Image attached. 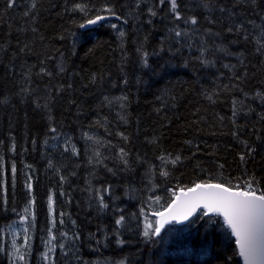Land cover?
<instances>
[{"label":"trees","instance_id":"16d2710c","mask_svg":"<svg viewBox=\"0 0 264 264\" xmlns=\"http://www.w3.org/2000/svg\"><path fill=\"white\" fill-rule=\"evenodd\" d=\"M80 1L17 0L9 8L0 0V264H12L3 228L25 208L32 245L46 240L53 218L58 239L70 230L82 245L78 258L64 263L57 252L43 263L24 240L20 264H242L219 216L200 214L169 238L144 231L152 197L168 203L173 190L194 183L242 187L250 178L264 191V50L254 39L264 12L249 17L261 0H177L182 17L198 21L179 43L167 36L185 23L157 5L156 16L145 11L132 26L124 22L137 14L126 10L129 0ZM93 1L104 5L83 16ZM97 15L111 20L89 28ZM117 20L124 37L111 27ZM139 232L154 248L145 257L128 241Z\"/></svg>","mask_w":264,"mask_h":264},{"label":"snow or ice","instance_id":"6c2138e0","mask_svg":"<svg viewBox=\"0 0 264 264\" xmlns=\"http://www.w3.org/2000/svg\"><path fill=\"white\" fill-rule=\"evenodd\" d=\"M17 3V0H8L7 6L9 8L14 7ZM159 5L168 6V10L172 13L175 20H182L185 24L196 25L198 23L196 17H191L189 19H184L181 13L178 11L180 5L177 0H158ZM32 8H35L36 5L33 2L31 4ZM136 7L139 8L140 4L137 2ZM207 7V5H205ZM77 9L84 11L83 7L80 5L76 6ZM75 10V9H74ZM108 11L111 12V9ZM220 11H225L224 8H220ZM150 16L154 17L157 15V12L153 8L148 9ZM25 16L29 15L26 11ZM105 19L104 16L97 15L94 19H89L88 24H96L98 21ZM116 19H121L119 16ZM127 23V21H124ZM150 22V21H149ZM251 23V22H250ZM84 27V25H81ZM112 28H117L116 24L111 25ZM242 25H237V28H242ZM177 38V43L180 42V38L188 35L187 32L182 31L179 25H176L174 28L170 29ZM229 32H232L231 27L228 28ZM124 31L119 32L120 37H124ZM247 39V36H245ZM256 44L258 45L257 51L264 50V25L260 26L259 36L254 37ZM147 52H143V62L147 66ZM203 52L201 53V62L207 64L208 61L203 60ZM63 69H61L62 71ZM43 72L44 70L41 69ZM51 75V73H47ZM127 81H125L126 83ZM259 95V94H258ZM210 98V97H209ZM121 99H126L122 97ZM123 106V105H121ZM236 115L235 110L233 111V116ZM51 131L55 132L56 129L52 128ZM127 139V137H124ZM92 139V137H88ZM67 151V149H65ZM73 152L75 148L73 146ZM99 156V152L96 153ZM122 158L126 153L121 149ZM241 160L244 159L243 156L240 157ZM180 159L179 156L175 160L171 161L173 164ZM160 160L164 163H167L166 157L161 156ZM13 174L15 173V166L12 167ZM162 176H167L166 171L160 173ZM256 183L253 179H248L244 182L243 186L237 184L233 186L230 182L217 181V182H202L194 183L192 187L187 189L181 188L179 195L176 192L172 193V200L168 205L165 211H160L154 213L160 217L159 220L155 222V226L152 224L145 225L144 236L148 237L150 234L159 236L161 230L165 224L170 223L171 221H176L177 223H183L187 221L191 216H193L197 209H203L201 216H219L223 218L224 226L230 230L231 235L235 237V243L238 248L239 256L243 258L244 264H264V191H258L254 187ZM31 185H29V188ZM104 192H108L109 189H104ZM160 196L155 197V201L159 202ZM100 206L102 208H107V203L104 202V195H99ZM50 211L52 208V198H49ZM25 213H28V209H24ZM63 214H61L62 216ZM22 222H27V216L21 218ZM124 217L121 216L116 220V224L119 226L122 224ZM55 218H53V227H55ZM60 223H63L61 219ZM73 223H75L73 221ZM25 234L27 229L24 230ZM63 236H67V233H61ZM78 239L79 237H75ZM56 237L53 235L51 229L49 230V241L48 244L52 245V241ZM122 243V241H119ZM25 246H27V236H25L24 241ZM14 252L13 255L16 256L17 260H24L25 256L20 253V249L16 246L15 242L12 245ZM59 247L63 248L64 245L61 244ZM53 251V247L48 248V252L44 253V259L48 260V253ZM18 254V255H17Z\"/></svg>","mask_w":264,"mask_h":264},{"label":"rangeland","instance_id":"374dc122","mask_svg":"<svg viewBox=\"0 0 264 264\" xmlns=\"http://www.w3.org/2000/svg\"><path fill=\"white\" fill-rule=\"evenodd\" d=\"M205 1L211 2L213 0H205ZM219 1L225 2L227 4L230 3V0H219ZM232 1L236 2L237 0H232ZM79 2H80L81 6H84L83 2H81L80 0H79ZM137 2H139V4H140L139 8L136 7ZM236 4H238V3H236ZM103 5H104V2L96 3L93 1V2H91L90 5H87V8L85 7V11L82 13V15L87 16L89 13H91L93 10H95L98 6L103 7ZM155 5H157V7H159V11L160 10L168 11V6L167 5H164V6L159 5L158 0H129V3H128L129 7L126 10H128L130 7H132L134 9H136L137 14H136L135 18L127 16L126 18L133 19V21L132 20L127 21V24L129 23L133 26L134 23L138 24L141 21H145L147 18V14L145 13V11L148 12V9L155 7ZM256 8H259L258 12L254 13V14L252 13L249 16L252 19L258 17L260 12H264V0H261ZM245 14H246V12H243L242 16L244 17ZM198 16L201 18H204L203 12H198ZM229 19L234 24H236L238 22V20L234 14H232L231 18H229ZM211 23L213 24V22H211ZM115 24L117 25V28L119 29V31L125 30V25L122 24L121 21H119L118 23H115ZM186 26H187V24H183L180 26V29L182 31L187 32ZM127 32L130 35L134 34L132 32L130 26L127 28ZM167 37L169 39L171 37V39H170L171 42H172V40H174L176 38L173 32H171V34L168 35ZM176 40H177V38H176ZM93 143H95V140H93V136H92V140L89 144H93ZM71 145H72V142H71V139L69 138V149H70ZM149 198H150V196L148 194H144V204L149 200ZM161 200H164V199H160L159 202L155 201V197H152L150 199L151 208L148 210V218H149L150 224H152L153 227L155 226V222L160 219V217L157 215H154V213L160 212V211H165V209H166V206L162 205ZM140 202H142V197L139 200V203ZM27 214H30V209H28ZM25 229L28 230L26 234L24 231ZM5 232H6V236H7V243L9 244V248H10L9 249V257H10L12 264H20L22 262L20 260H17L16 256L13 255V252H14V249L12 247L13 242H15L16 246L20 249V253L23 254L19 245L25 240V236H27V241H28L29 247L32 251H34L33 249H35V247H37L38 251L44 250V253H45V252H48V248L50 246L53 247V251L48 253L49 258L53 257V255L55 254L57 249H59L60 260H62V262L64 260V263H66L68 260L75 259V258H78L81 256L80 245H82V242L79 240V238L76 239L75 238L76 236L73 237L70 233L71 232L70 230L63 229L62 231H60L61 239L57 240V238H56L55 240L52 241V245H49V244L47 245V243H41L40 240L33 242V245H32V242H31L32 238L30 236L31 232H30V227H29V220H27V222L21 221V222L13 223L11 226H9L6 229ZM176 232H177V230L172 228V225L170 223H168V224L164 225L163 229L161 230L160 235L165 234V238H169L170 234H174ZM52 233H53V235H55L54 232H52ZM61 233H67V236H63V235H61ZM153 236L158 237L155 235H153ZM48 241H49V235H48ZM128 241H129V244L132 246L133 251L140 250L141 251L140 255H143L144 257L147 255L148 251L154 250L153 247H150L148 249L144 246V244L142 242V232H139L136 235V239H133V237H128ZM61 244L64 245L63 248L59 247V245H61ZM163 251H165V250L163 249ZM44 253L42 255V261H47L43 258ZM119 254H121V253H119ZM142 260L144 261V263L146 262L144 259H142ZM49 264H56V262L51 261ZM146 264H147V262H146Z\"/></svg>","mask_w":264,"mask_h":264},{"label":"water","instance_id":"95a60500","mask_svg":"<svg viewBox=\"0 0 264 264\" xmlns=\"http://www.w3.org/2000/svg\"><path fill=\"white\" fill-rule=\"evenodd\" d=\"M104 20V19H103ZM103 20H100L99 22L103 21Z\"/></svg>","mask_w":264,"mask_h":264}]
</instances>
